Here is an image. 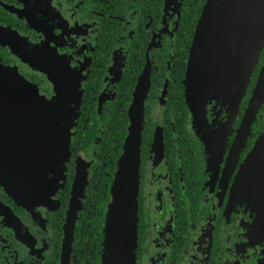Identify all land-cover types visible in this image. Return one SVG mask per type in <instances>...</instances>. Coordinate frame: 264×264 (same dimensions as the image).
<instances>
[{
    "label": "flooded vegetation",
    "instance_id": "flooded-vegetation-1",
    "mask_svg": "<svg viewBox=\"0 0 264 264\" xmlns=\"http://www.w3.org/2000/svg\"><path fill=\"white\" fill-rule=\"evenodd\" d=\"M184 1L0 0V27L14 30L11 38L0 32V62L35 84L46 99L59 95V108L71 112L72 118L70 154L64 184L54 194L55 208L39 207L37 221L34 211L10 200L0 186V201L32 236L26 245L0 217V264H60L76 167L85 165L87 178L94 176L100 154L106 155L101 137L106 133L110 139L112 124L121 128L122 117L120 155L133 92L145 69L148 89L140 140L134 264H264V225H257L252 201L232 197L236 175L264 131V100L236 158L231 152L264 64V48L248 75L233 120L222 103L210 100L206 125L194 128L186 101L183 118L184 112L178 113L170 100L174 95L180 105L176 95L185 92L188 54L185 63L181 61L177 36ZM65 22L74 31H63ZM19 43L27 46L29 62L23 59L22 47L16 46ZM187 48L189 52L190 45ZM48 62L63 73L56 77ZM154 102L158 109L152 117ZM123 110L125 114H120ZM78 211L69 264L76 251ZM101 245L100 257L103 237Z\"/></svg>",
    "mask_w": 264,
    "mask_h": 264
},
{
    "label": "water",
    "instance_id": "water-1",
    "mask_svg": "<svg viewBox=\"0 0 264 264\" xmlns=\"http://www.w3.org/2000/svg\"><path fill=\"white\" fill-rule=\"evenodd\" d=\"M263 44L264 0H206L195 27L183 79L185 97L190 109L195 111L198 100L205 105L209 99L204 96L202 88L212 72L219 65L221 67L235 64L241 68L242 75L241 79L235 78L238 87L235 85L231 90L229 117L233 120L244 93H239L238 88L242 85L246 87L248 75L257 62ZM16 46L22 47L23 59L29 62L28 52L25 51L27 46L20 43ZM14 50L20 49L14 47ZM48 66L56 77L63 73L60 67L50 62ZM55 80L58 83L57 78ZM147 89L145 69L133 92L128 111L127 134L117 159L109 192L101 255V262L105 264L135 262L140 140ZM59 97L55 95L53 100H47L39 94L35 84L26 80L15 68L0 62V186L18 205H37L46 189L52 188V181L57 173H60L64 180L65 162L70 154L72 118L71 112L59 108ZM263 98L264 64L244 112L238 141L244 142L249 125ZM39 105L44 107L41 113L45 112L46 119L37 113L36 107ZM64 129L65 132L60 134V130ZM263 132L244 160H249L251 167L241 174L242 181L251 176L249 173L253 171H261L264 177ZM86 179V166L78 164L63 225L60 264L70 262L74 224ZM63 184L62 182L61 187ZM57 190L55 182L53 194ZM233 192L239 194L235 187ZM0 217L7 226L15 230L20 241L26 245L30 244L32 236L26 226L10 207L1 201Z\"/></svg>",
    "mask_w": 264,
    "mask_h": 264
},
{
    "label": "trees",
    "instance_id": "trees-1",
    "mask_svg": "<svg viewBox=\"0 0 264 264\" xmlns=\"http://www.w3.org/2000/svg\"><path fill=\"white\" fill-rule=\"evenodd\" d=\"M205 1L206 0H185L184 8L181 9V13L179 16V27L177 31L178 32L177 36L179 38L181 37V43H179L178 46L181 49V51H183L181 61H183L184 63H185V58L187 57V54L189 53L187 46L191 45L190 42H192L195 27L200 17ZM263 48H264V44H263L262 49L260 50L256 64H259V59L261 57ZM181 65H184V64L181 63ZM260 71H259V74H260ZM259 74L256 78V82L259 77ZM185 75H186V72H185ZM174 88L177 89L178 91V88H179L178 84H176ZM180 88H182V86ZM254 89H253V92H254ZM253 92H252V95H253ZM176 96L178 97L177 99L180 105L175 101L174 95L170 97V100L172 103L177 104L176 108H177L178 113L184 112L183 118H185V113H186V107L184 105L185 101L188 105V102L185 97V92H184V96L182 95H176ZM262 103L260 107L258 108L256 114L261 108ZM238 107H239V104H238ZM121 113L125 114V111L123 110L122 112H120V114ZM256 114H255V117H256ZM112 122L113 120L111 121V123ZM124 122L125 120L121 117V120H120V125H122L121 128H117L115 123L112 124V133H111L110 139L107 137L106 133H104V136L101 137V142L105 144L104 152H106V155H103L102 153L100 154V157L102 156L103 157H102V160L98 161L96 164L97 169L94 172V176L87 178L85 185H84L83 195L80 199V208L78 211V223L76 225L75 236H74L75 241L73 243V247L76 248V251L72 253L71 264H102L101 257H100V251H101V246H102L101 245L102 237L104 240L103 219H105L106 217V212L108 208L109 192L111 188L112 179L114 176V169L116 166L115 159L119 155L120 147H121V143H122V139L124 135ZM250 125L248 129H250ZM92 137L93 135H91L89 140L92 139ZM113 138H116V140L114 141ZM108 144L110 145V148H107ZM3 192L5 193V191ZM10 200H12V198Z\"/></svg>",
    "mask_w": 264,
    "mask_h": 264
},
{
    "label": "rangeland",
    "instance_id": "rangeland-1",
    "mask_svg": "<svg viewBox=\"0 0 264 264\" xmlns=\"http://www.w3.org/2000/svg\"><path fill=\"white\" fill-rule=\"evenodd\" d=\"M63 31L68 32L69 31H74V28H71L68 26V24L65 22L63 25L60 27ZM78 28L76 26L75 30ZM8 28H3L0 27V32L5 34L8 37L14 36V33L11 31H14L13 29H8ZM6 30V32H4ZM20 37V36H19ZM2 38V37H1ZM22 39V37H20ZM23 40V39H22ZM25 42V40H23ZM47 42V41H44ZM26 43H30V41H27ZM32 44V43H31ZM229 65V64H228ZM239 66L235 64H230L229 66H221L220 65L212 72V74L208 77L206 80L202 92L204 96L209 98L205 105L202 103H199L200 100L197 102V106L195 108V111L191 110L192 114V124L194 128H197L198 130H201L202 125H206L207 123V116H206V105L210 100H214L216 103L220 102L223 104V107L226 108L227 111H229L230 114V100H231V95H232V89L238 87V81L235 83V78L241 79L242 73H240ZM237 72H239V75L237 76ZM245 86L242 85L240 86L239 93H242L244 91ZM48 100V99H47ZM50 100H53L52 98ZM215 103V104H216ZM216 106V105H213ZM158 109V103L154 102L152 104V117L155 116L157 113ZM36 110L38 111L37 113L41 115L43 118H47L45 112L41 113L44 110L43 106H37ZM229 117V116H228ZM231 121V118H230ZM65 132L64 130H60V134H63ZM264 133V132H263ZM220 134V133H219ZM218 135V142L220 144L223 142V138L219 137ZM209 139L210 137L207 136ZM238 136L235 138L234 141V150L232 152V156L238 155V151L240 150L243 142L238 141ZM258 140V139H257ZM237 141V142H236ZM264 163V162H263ZM244 164V165H243ZM241 166L240 172L238 171L236 178L234 180L233 186H232V197L234 198H240L244 196L243 198H247V202L252 201L254 207L251 205L252 209H255L256 212V217H257V225L262 226L264 225V177L261 174V171H253L251 176H247L243 181L241 180V174L244 173L246 169H250L251 167V162L248 160L247 162H244ZM56 182L57 188L61 187L62 184V175L60 173H57L55 175V180L52 181V188L49 187L46 189V192L42 194L41 200L37 205H28L25 206L29 210L34 211V218L37 221H40L38 214H40V211L38 210L39 207L46 208V209H53L57 206V200L54 197L53 191H54V184ZM235 187L236 192L239 194L236 195L233 192V188ZM263 227V226H262ZM103 262V261H102ZM102 264H105L104 262Z\"/></svg>",
    "mask_w": 264,
    "mask_h": 264
}]
</instances>
